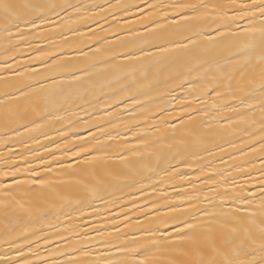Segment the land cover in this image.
I'll return each mask as SVG.
<instances>
[{
  "label": "snow or ice",
  "instance_id": "obj_1",
  "mask_svg": "<svg viewBox=\"0 0 264 264\" xmlns=\"http://www.w3.org/2000/svg\"><path fill=\"white\" fill-rule=\"evenodd\" d=\"M0 264H264V0H0Z\"/></svg>",
  "mask_w": 264,
  "mask_h": 264
}]
</instances>
